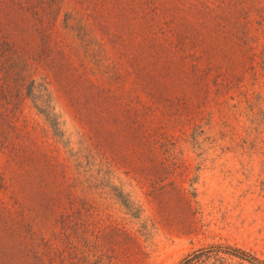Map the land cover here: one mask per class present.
<instances>
[{
	"label": "rangeland",
	"instance_id": "1",
	"mask_svg": "<svg viewBox=\"0 0 264 264\" xmlns=\"http://www.w3.org/2000/svg\"><path fill=\"white\" fill-rule=\"evenodd\" d=\"M0 264H264V0H0Z\"/></svg>",
	"mask_w": 264,
	"mask_h": 264
}]
</instances>
